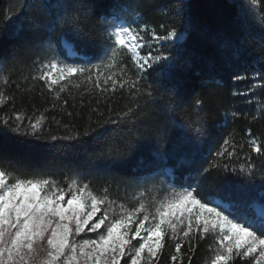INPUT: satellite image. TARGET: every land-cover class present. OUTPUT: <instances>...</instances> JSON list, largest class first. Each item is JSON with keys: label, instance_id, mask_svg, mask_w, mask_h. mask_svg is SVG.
I'll return each instance as SVG.
<instances>
[{"label": "trees", "instance_id": "1", "mask_svg": "<svg viewBox=\"0 0 264 264\" xmlns=\"http://www.w3.org/2000/svg\"><path fill=\"white\" fill-rule=\"evenodd\" d=\"M46 3L66 5L58 10L53 31L47 30L49 17L41 10ZM137 13L143 19H138ZM73 17L79 21V35L71 24L60 27ZM262 17L264 2L254 7L251 0H0V90L12 97L0 106V167L58 183L76 177L81 183H90L98 195L108 188L110 200L129 186L159 176L176 189L196 188L201 196L211 194L238 202L258 198L264 192L259 175L249 184L234 174L216 169L205 173L204 169L213 163L239 167L245 162L246 147L243 151L238 148V158L231 161L216 156L230 134L237 144L244 142L248 130L253 137L264 139V118L259 116L264 109V89L249 91L254 84L264 85ZM250 18L258 25L254 30L246 24ZM122 21L133 28L147 24L157 34H161L158 25L165 23L182 34L174 43L162 45L152 40L150 32L144 33L142 56L171 52L176 57L170 77L152 70L144 74L141 86L151 84L152 97L144 91L132 95L127 86L112 92L110 82L104 85V78H100V87H95L93 76L87 82L83 77L73 78L61 93L62 99L55 101L43 82L32 79L37 58L56 55L63 60L68 56L73 58L68 62L82 63L87 57L98 63L109 25ZM63 42L73 56L68 55ZM236 76L246 79L236 80ZM5 78L7 84L3 83ZM105 87H109L108 92H102ZM197 98L204 101L200 108L195 105ZM136 103L139 108H135ZM130 106L137 115L121 119ZM18 112L26 117L43 113L48 118L38 133L40 139L4 127L3 119L10 117L9 124H13ZM231 112L240 115L233 118ZM198 119L206 129L199 137L190 130ZM107 120L117 123L105 125ZM90 125L105 126L84 137ZM77 134L80 141L50 139L52 135ZM256 163L259 166V160ZM166 168L172 172L171 179L165 175ZM86 236H95V232ZM81 238L75 236L74 240ZM165 245L157 264H171L174 241L166 236ZM192 245V251L188 243L182 246L183 264H210L207 236H197ZM234 264L246 262L237 259Z\"/></svg>", "mask_w": 264, "mask_h": 264}, {"label": "snow or ice", "instance_id": "2", "mask_svg": "<svg viewBox=\"0 0 264 264\" xmlns=\"http://www.w3.org/2000/svg\"><path fill=\"white\" fill-rule=\"evenodd\" d=\"M258 2L264 0H251L254 7ZM64 7L66 5L47 3L41 6V10L49 17L48 31L54 30L59 19L58 10ZM137 16L143 19L139 13ZM66 24L77 28V35L80 34L79 21L75 17L64 20L60 24L61 29ZM158 27L161 34H157L156 29H150L147 24L133 28L131 25L125 26L123 21L112 23L106 33L107 44L99 64L91 63L87 57L82 63H70L68 60L73 58L68 56L63 60L56 55L45 60L37 58L33 62L36 75L32 79L43 82V87L53 94V99L59 101L62 99L61 93L68 89L73 78L83 77L85 82L92 81L95 69L96 80L93 83L95 87H100L101 68L115 69L103 80L104 85L110 82L112 92L127 86L132 95L144 91L147 97H152V85L141 86L144 74L152 70L160 76L170 77L176 57L171 52L167 55L163 52L156 55L149 52L142 56L140 51L145 47V43H142L145 40L144 33L150 32L152 40L160 41L162 45L182 38L174 26L160 23ZM148 47H151L150 43ZM126 59L135 65L134 79L127 76ZM235 79L246 77L236 76ZM3 83L7 84L8 79L5 78ZM258 87L264 89V85L254 84L249 91L254 92ZM108 91L109 87L102 90ZM10 99L11 96L0 90V106ZM203 103L199 98L195 100L197 108ZM52 107L55 108L56 104L53 103ZM139 107V103H136L135 108ZM135 108L128 107L120 118L133 119L137 115ZM227 115L225 113V117ZM239 115L238 112H231L233 118ZM33 116L26 117L23 112H18L14 114L13 124H9L10 117L4 118L2 123L14 133L40 139L38 133L48 118L43 113ZM259 116L264 118V109L259 112ZM25 119L27 124L24 123ZM252 119L256 120L257 116ZM109 123L116 124L117 121H105V125ZM105 125L96 128L90 125L83 136L90 137ZM190 130L198 137L206 134L202 119L193 122ZM50 139L80 141L81 137L79 134L63 137L52 135ZM245 147V162L239 167L230 166L229 163H213L204 172L216 169L217 172L234 174L249 184L259 175L264 188V139L253 137L251 130H248L247 138L240 144L235 143L230 134L223 140L216 156L231 161L234 157L238 158L237 149L243 151ZM66 196L70 198L65 201ZM143 196V192L139 193L134 198L137 200L136 206L131 208L119 205L118 216L110 217L115 202L109 199L108 188H104L98 195L90 183L72 179L65 188L51 178L24 177L0 167V264H121L122 260L123 264H157L159 254L166 246V236L174 241L171 264H183L182 246L188 243L189 251H192V241L197 236L204 239L210 233L214 234L215 245H210L213 253L210 264H234L237 259L246 264H264V192L258 198L238 202L225 201L211 194L201 196L198 189L188 187L182 191L173 189L161 200L153 197L152 205L147 204ZM104 205L107 208L94 220ZM101 228L104 231H99ZM86 229L88 232H97L98 238L76 242L74 237ZM134 240L137 241L136 245L132 243ZM188 259L191 261V256Z\"/></svg>", "mask_w": 264, "mask_h": 264}, {"label": "rangeland", "instance_id": "3", "mask_svg": "<svg viewBox=\"0 0 264 264\" xmlns=\"http://www.w3.org/2000/svg\"><path fill=\"white\" fill-rule=\"evenodd\" d=\"M119 23H121V22H118L117 24H119ZM246 24L250 28V30H254L258 26L256 24L255 20L252 18L247 19ZM47 58H50V56H46L42 60H45ZM99 63H100V61L96 64H99ZM125 63L127 64V76L134 79L135 78V72H136L135 65H133L127 59L125 60ZM110 71H115V69L101 68L100 73H99L100 78H104ZM93 76H96V70L95 69H93ZM165 175L168 176L169 179L172 178V172L169 168L165 169ZM72 179H76L78 182H80L76 177H71V178L65 180L64 182L58 183V184L61 187L66 188L67 182L71 181ZM173 189L175 191H182L183 190V189H176V188L171 187L170 185H168L164 181V178L161 176H159L158 178H156L155 180H153L151 182H140L137 185L129 186V187L125 188V190L120 193V195L117 199L112 200L115 203L112 206L113 211H110L109 215H110V217L118 216V214L120 213L119 205H124L125 207H128V208L136 206L137 200L134 198L137 197L139 195V193H141V192L144 193L143 200L147 204L152 205L153 204V197H155L156 200H161L165 196L169 195L173 191ZM68 198H70V197L66 196L65 201ZM105 208H107V205L102 206L101 212L97 214V217H95L94 220L98 219L100 217V215L103 214V211L105 210ZM152 210L154 211V207L152 208ZM132 227L134 229L135 225H133ZM99 231L102 232V231H104V229L101 228ZM90 233H93V232H88L86 229L85 232L80 234V236H82V238L79 241H81L82 239H97L98 238L97 232H95V236H86ZM207 240L209 243V247H208L209 255L211 257L213 253H212V248H210V245L215 247V245H214V234H211V233L208 234ZM135 243H137V241H135Z\"/></svg>", "mask_w": 264, "mask_h": 264}, {"label": "bare ground", "instance_id": "4", "mask_svg": "<svg viewBox=\"0 0 264 264\" xmlns=\"http://www.w3.org/2000/svg\"><path fill=\"white\" fill-rule=\"evenodd\" d=\"M65 47H66V49H67V52L69 53V54H71V49H70V46L68 45V44H65Z\"/></svg>", "mask_w": 264, "mask_h": 264}, {"label": "water", "instance_id": "5", "mask_svg": "<svg viewBox=\"0 0 264 264\" xmlns=\"http://www.w3.org/2000/svg\"><path fill=\"white\" fill-rule=\"evenodd\" d=\"M65 42H63V45L65 46ZM74 54H73V52H71V54H69V56H73Z\"/></svg>", "mask_w": 264, "mask_h": 264}]
</instances>
